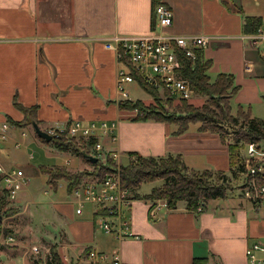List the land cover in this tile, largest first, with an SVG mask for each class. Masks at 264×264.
<instances>
[{
	"label": "crops",
	"instance_id": "obj_1",
	"mask_svg": "<svg viewBox=\"0 0 264 264\" xmlns=\"http://www.w3.org/2000/svg\"><path fill=\"white\" fill-rule=\"evenodd\" d=\"M159 2L173 14L165 33L209 39L202 51L212 64L210 77L231 74L238 87L231 100L233 113L242 107L252 118L264 121V45H251L242 32L245 16L261 18L264 28V0ZM151 21L152 0H0V126L8 118L21 121L20 106L32 109L41 130L63 127L77 119L114 121L116 146L103 140L106 148L144 157L181 156L185 166L194 171L227 172L228 153L217 135L199 132L195 126L175 135L172 126L126 118V112L119 109L118 102L124 100L117 93L116 74L128 67L104 41L114 36L159 33L158 27L152 30ZM130 84L124 85L125 100L131 99ZM29 129L11 126L8 143L2 147L0 142V160L6 169L23 168L32 178L42 176L36 171L33 154L28 161L22 159L21 165L13 164L19 154L15 144L23 146L26 139L30 152ZM10 143L15 151L9 155ZM63 158V163L49 166L76 167L75 159ZM152 189L144 194L138 190L130 193L124 218L132 236L117 239L103 232L111 241L106 252L117 251L122 264H248L246 250L264 240V207L244 194L207 201L202 212L194 213L183 205L168 209L147 200ZM58 190L60 196L54 197ZM42 191L55 201L49 210L41 204L45 210L42 224L54 238V243L44 248L57 244L63 255L102 253L96 242L97 231H102L97 207L77 215L64 182L59 181L55 190L45 184ZM22 197L16 200L30 205V214L31 207L40 204L25 193ZM67 225L70 231L65 229Z\"/></svg>",
	"mask_w": 264,
	"mask_h": 264
},
{
	"label": "trees",
	"instance_id": "obj_2",
	"mask_svg": "<svg viewBox=\"0 0 264 264\" xmlns=\"http://www.w3.org/2000/svg\"><path fill=\"white\" fill-rule=\"evenodd\" d=\"M159 4H161L159 0H152L151 28L153 31L157 29L155 8ZM260 28H263L261 18L244 17L242 32L245 35L256 34ZM175 52L181 64L180 76L189 81L196 95L204 98L203 104L197 107L187 101H180L178 105H173L171 100L167 98L169 96L167 92L163 91L161 93L155 90L144 81L142 76L130 69V66L124 62L125 58H122L121 62L127 65L128 70L130 69L128 73L130 72L129 75L132 77L133 83L148 94L155 105L146 106L138 100H125L119 102V109L125 112L137 109L141 115L134 118V120L141 122L154 121L173 126L175 127L173 132L175 135L184 134L194 126L197 127L196 130L199 132L217 135L220 144L226 147L228 153L229 170L227 172L233 176H236L238 172L244 175V182L248 183L244 186L245 190L249 188L252 180L258 186H263L264 163L251 161L250 159V166L255 170V174L250 176L247 174L244 159H240V154L251 143L260 145L264 149V121L252 118L249 110L245 111L242 107H238L236 114L232 112L231 99L238 92L234 77L231 74H218L212 79L209 75L212 64L210 60L204 58L202 49H193L194 59L186 57L177 48H175ZM15 106L19 107L17 103H15ZM165 107H168V112ZM19 109L24 114L23 120L19 122L8 118L7 122L10 126L18 129L31 128L32 130L33 123L40 126L34 114H32L33 112L30 111L32 109L21 106ZM33 136L36 142L44 144L51 151L78 158L82 163L92 168L91 172H78L57 166L40 167L48 177L46 180L47 185L56 187L58 181H64L67 183L68 192L74 186L86 185L90 181L99 183L118 172L121 186L128 193H134L143 184L162 181L161 186L153 188L145 197L147 200H163L169 209H176L183 205L189 211L200 213L207 201L225 199L226 193L230 189L228 181L222 176L225 171H194L185 166L181 156L168 155L155 158L144 157L136 152H127L125 153L124 162L116 167L112 158V149L105 148L101 153L95 152L94 146L98 142L96 137L71 138L65 133L60 139L53 138L51 141L45 142L34 131ZM93 159L96 160L93 161ZM3 191L4 196L9 199L7 190ZM251 201L260 204L258 200ZM198 208H201L200 212ZM98 209L97 216L105 215ZM54 252H52L53 260L51 259L48 264L61 262L60 256L56 252V255H54ZM201 263L200 261L194 262V264ZM34 264H39V262H34Z\"/></svg>",
	"mask_w": 264,
	"mask_h": 264
},
{
	"label": "built area",
	"instance_id": "obj_3",
	"mask_svg": "<svg viewBox=\"0 0 264 264\" xmlns=\"http://www.w3.org/2000/svg\"><path fill=\"white\" fill-rule=\"evenodd\" d=\"M156 25L161 29L159 33L154 32L150 36H114L104 41L107 49L115 50L119 56L126 58L127 64L136 71L145 82L152 84L155 88L165 91L171 98L179 100H191L195 96L194 89L188 80L180 76L181 64L175 52L177 48L186 57L194 59L193 49L205 47L209 39L204 36H173L165 33L164 28L172 25V12L164 4L155 8ZM255 46L264 45V28H260L255 36L251 38ZM133 83L128 70H118L116 89L121 99H127L128 93L124 90L125 84ZM141 115V113L137 114ZM10 126H0V140L6 139ZM54 138L67 134L71 138L96 137L98 142L94 146L97 153L104 150V141L114 144L116 141V123L95 120L85 122L75 120L63 127H54L47 132ZM104 140V141H103ZM257 144H248L246 152V169L250 175L255 170L249 165V160L254 158L258 150ZM106 148V147H105ZM112 158L118 160L119 154L113 152ZM118 171V170H117ZM0 181L7 190L9 199H14L21 186L25 184L20 170H5L0 166ZM250 188L245 192L246 198L259 201L264 206V185L258 186L252 180ZM72 204L76 206L75 213L80 215L85 204H92L108 212V217L98 216V228L107 234H113L117 239L130 237L128 222L124 218V211L130 205V197L127 190L123 189L118 172L99 183H90L77 186L72 189ZM166 204V203H165ZM201 211V208H198ZM11 240V238H9ZM264 244L254 243L246 250L248 264H264ZM89 260L92 264H122L117 251L104 254L96 251L89 252Z\"/></svg>",
	"mask_w": 264,
	"mask_h": 264
},
{
	"label": "rangeland",
	"instance_id": "obj_4",
	"mask_svg": "<svg viewBox=\"0 0 264 264\" xmlns=\"http://www.w3.org/2000/svg\"><path fill=\"white\" fill-rule=\"evenodd\" d=\"M172 16H173V14H172ZM168 28H164V30H166ZM158 29L161 31V29L159 27H158ZM164 30H162V31H164ZM169 35H171V34H169ZM255 35L256 34L246 35V40L251 45H253L251 38ZM203 48H201V49H203ZM262 51H263V55H264V48L262 49ZM116 55L120 59V61L122 58H124V57H122V55L119 56L118 52H116ZM124 62L127 63L126 58L124 59ZM116 80H117V74H116ZM148 84L151 85L155 90H157L161 93L163 92L162 90L155 88L152 84H150V83H148ZM128 90L130 92L129 97L131 98L129 101H137L138 100V101H141L146 106L151 105V104L155 105L152 98L150 96H148V94L144 93L136 84H134V83L130 84L128 86ZM167 98H169L171 100V103H173V105H175V106L178 105L180 102V100L175 98V97L171 98L170 96H167ZM122 100L125 101V99H122ZM119 102H121V101H119ZM119 102H118V105H119ZM187 102L193 104L194 106L200 107L204 102V98H202L199 95H196V93H195V96H193V99L188 100ZM165 108H166L165 110L168 112L169 111L168 107H165ZM30 111H31V113L33 112L32 110H30ZM137 114H139L137 109H133L129 112H126L125 116H126V118L130 117V116H133L135 118V117L139 116ZM23 118H24V114H23ZM23 118H22V120H23ZM122 121L128 122L129 120L124 119ZM3 124L10 126L7 121L4 122ZM3 124H1V125H3ZM51 128H54V127H50V128L45 129V130H42V131H44L46 133L47 130H49ZM173 128H175V127H173ZM25 129L30 131L29 128H25ZM19 130H21V129H19ZM31 131L33 133L34 130L31 129ZM19 133L20 132L15 133V134H18L17 138H20ZM32 133L30 134V138H29L30 152H28L27 148H26V147H28L26 139H24V141H23V143H24L23 146H21L22 145L21 143L15 144V148L16 149L19 148V150H18L19 154L16 156V159L13 160V164L21 165L22 161H23L22 159H25L28 161L27 157L29 156V154H33V157L35 158L34 164H35L36 169H37V170L36 169L35 170L37 171V173H39V175H42V176L32 177V178L27 177L24 169L20 168L19 170L22 172V177H24V182H26V183L21 186V189L19 190L17 196L14 199H7L4 196L5 194L3 191L4 190L3 189V183L0 181V264H34V262H37V261L39 262V264H48V262H50V260L52 259V252L53 251H55L56 254L58 256H60L61 262H59L57 264H92L91 261L89 260V255L88 254L86 255V253H82L79 251L78 252L80 254L79 256H77L78 253L76 255H75V253H71L69 255L68 254L63 255V252H61L60 247L57 246V244L51 246L50 248H44L43 245L54 243V240H53L54 238L51 239V236H48L50 234L46 233V230H45L46 226L44 224H42L44 221L41 217H42V214L45 213V210L43 211V209L41 208V204H43V206H45L46 210H49L50 207H52L53 202H55V201H53L54 200L53 196L43 194L45 192L42 191V188L47 183V181L45 182V180H47L48 177L46 174H44L42 172L40 167L50 168L53 166H49V165L61 164L64 162L63 157L65 156V157L75 159L76 160V162H75L76 167H74V168L68 167V166H57V167H63V168H66L70 171H78V172H80V171H82V172H89L90 171L91 172L92 168L89 167L88 165L82 163L80 161V159H78V158L63 155V154H58V153L51 151L48 147H45L44 144H42L40 142H36ZM62 135H64V134H62ZM62 135L58 139H60L62 137ZM22 137H26V134L22 133ZM53 138L54 137L51 136V139H53ZM7 139H9L8 134H7L6 139L0 140V142H3V143H1V145L3 144L2 147L8 143L6 141ZM55 139H57V137ZM4 141H6V142H4ZM114 145L116 146V141L114 142ZM256 148L258 150V153L254 158L251 159V161H258L260 163L261 162L264 163V149L261 148L260 145L259 146L257 145ZM104 149H105V147H104ZM14 151H15V149L13 148L12 143H10L8 145L7 152L10 155ZM113 152H116V151L113 150ZM246 152H247V150L244 149L241 151V154H240V159H242V158L244 159V165H246V161H245ZM118 154H119L118 160L113 158L115 161L116 167H117V165L119 166L121 163H123L124 159L126 158L125 154H120V153H118ZM251 161H249V165H251ZM0 166L3 167L5 170H8L4 167L5 165L2 163L1 160H0ZM245 168H246V166H245ZM116 170H117V168H116ZM202 171H213L214 172V170H202ZM202 171L200 170L198 172H202ZM247 174L250 175V173H248V171H247ZM222 176H224V178L228 181V184L230 187V189L226 193L227 196L235 194V195L240 197V194H244L246 192L247 189L245 190L244 186H246L248 183L246 184V182H244V175L240 174V172L236 173V176L231 175L229 172H225V173H223ZM250 176H252V175H250ZM43 177L45 178V180ZM60 182H64V181H60ZM90 183H93V181H90L87 184H90ZM162 183H163L162 181H157V182H154L153 184H143L141 186V189H139L137 192L139 194H144V193L148 192L150 189H152L153 187L157 188V187L161 186ZM250 185H251V183H250ZM46 186L51 188V189H54V190L56 188L54 186L47 185V184H46ZM75 187H77V186H74L73 188H75ZM249 188H250V186H249ZM24 193L27 194L29 197L31 196L35 201L40 203L37 206L35 205V206L31 207V214H30V205H28V204H25L26 206L20 205L19 201L16 200V198L18 199L20 196H21V198H24V197H22L24 195ZM69 194L71 196L69 202H72V198H73L72 190L69 191ZM129 195H130V193H129ZM56 196H60L59 190L56 192V194H54V197H56ZM153 202H155V204L161 205L160 207L168 208L163 200H156ZM158 202H161V203H158ZM130 203H131V200H130ZM92 206H94V205L85 204L83 206V209H84V211L89 212L90 209L92 208ZM94 207H97V206H94ZM156 207H157V205H156ZM127 208L128 207H126V209ZM98 210L105 213V215H98V216L106 217L108 215V212H106L105 210H102L100 208ZM47 227H48L49 231H53V229H54L52 227V225L48 226V224H47ZM38 228L40 230L39 234L37 232ZM65 229L67 231H70V228L68 225L65 227ZM100 232L97 231L98 235H97V241L96 242H97L98 246L101 248V250H103L102 253L107 254V255L111 254V252L107 253L105 250L107 247H110V249H111V243H110L111 241L109 240V237L107 235L103 234V231H100ZM9 238H11V240H9ZM45 238H48V239H45ZM257 243L258 244H264L263 242H257ZM55 252H54V255H56ZM260 256L264 257L263 254L262 255L260 254ZM246 258H247V256H246ZM103 264H108V262L107 261L103 262Z\"/></svg>",
	"mask_w": 264,
	"mask_h": 264
},
{
	"label": "water",
	"instance_id": "obj_5",
	"mask_svg": "<svg viewBox=\"0 0 264 264\" xmlns=\"http://www.w3.org/2000/svg\"><path fill=\"white\" fill-rule=\"evenodd\" d=\"M33 130L35 132V134L42 140H44L45 142H49L51 141V136H49L47 133H45L44 131H42L39 126L35 123L32 124ZM96 159H93V161H95Z\"/></svg>",
	"mask_w": 264,
	"mask_h": 264
},
{
	"label": "bare ground",
	"instance_id": "obj_6",
	"mask_svg": "<svg viewBox=\"0 0 264 264\" xmlns=\"http://www.w3.org/2000/svg\"><path fill=\"white\" fill-rule=\"evenodd\" d=\"M153 34V33H152ZM128 65V64H127ZM125 66V65H124ZM129 66V65H128ZM130 69H131V67H130ZM130 69L128 70V71H130ZM129 74H130V72H129ZM169 95V94H168ZM180 101H182V100H180ZM184 101V100H183ZM186 101V100H185ZM188 101V100H187ZM260 206V205H259Z\"/></svg>",
	"mask_w": 264,
	"mask_h": 264
}]
</instances>
